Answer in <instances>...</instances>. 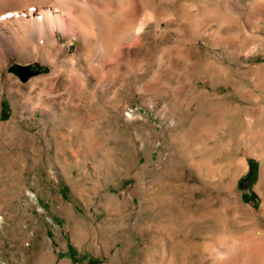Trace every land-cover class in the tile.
Wrapping results in <instances>:
<instances>
[{
    "label": "rangeland",
    "instance_id": "rangeland-1",
    "mask_svg": "<svg viewBox=\"0 0 264 264\" xmlns=\"http://www.w3.org/2000/svg\"><path fill=\"white\" fill-rule=\"evenodd\" d=\"M99 1L0 52V264H264V0Z\"/></svg>",
    "mask_w": 264,
    "mask_h": 264
},
{
    "label": "bare ground",
    "instance_id": "bare-ground-1",
    "mask_svg": "<svg viewBox=\"0 0 264 264\" xmlns=\"http://www.w3.org/2000/svg\"><path fill=\"white\" fill-rule=\"evenodd\" d=\"M101 2L99 0H0V52H5L6 48L21 43L20 32H26L27 29L37 28L42 32L48 31L50 35H53L54 30L57 29L62 36H65L73 28L74 20L82 22L86 19L88 10L102 11L106 4ZM57 42L55 40L53 44ZM55 47L57 52L60 51L57 45Z\"/></svg>",
    "mask_w": 264,
    "mask_h": 264
},
{
    "label": "trees",
    "instance_id": "trees-1",
    "mask_svg": "<svg viewBox=\"0 0 264 264\" xmlns=\"http://www.w3.org/2000/svg\"><path fill=\"white\" fill-rule=\"evenodd\" d=\"M1 105H2V110H4L5 113L8 112V103L5 100L2 101ZM7 114L8 113H6L5 117H7ZM256 178H257V166L253 161H250L248 173H247L246 177L244 179H242L238 184V188L242 192H245L247 190L250 192L249 196H247L245 194L242 195V199L245 202H249L251 200L252 201L256 200V195L251 191L253 184L256 182ZM68 250H69V253H71V254L74 253L71 246H68Z\"/></svg>",
    "mask_w": 264,
    "mask_h": 264
},
{
    "label": "water",
    "instance_id": "water-1",
    "mask_svg": "<svg viewBox=\"0 0 264 264\" xmlns=\"http://www.w3.org/2000/svg\"><path fill=\"white\" fill-rule=\"evenodd\" d=\"M8 73L16 76L21 83L27 82L30 78H33L40 74V70L34 71L29 66H22L14 64L7 69Z\"/></svg>",
    "mask_w": 264,
    "mask_h": 264
}]
</instances>
